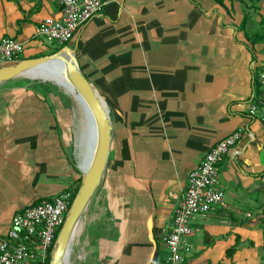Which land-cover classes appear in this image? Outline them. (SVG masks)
I'll return each mask as SVG.
<instances>
[{"label": "crops", "instance_id": "crops-1", "mask_svg": "<svg viewBox=\"0 0 264 264\" xmlns=\"http://www.w3.org/2000/svg\"><path fill=\"white\" fill-rule=\"evenodd\" d=\"M60 16L59 0H0V38L24 44V58L48 55L38 29ZM257 27L264 0H116L77 29L68 45L113 125L88 208L89 264H166L191 171L238 129L217 165L224 203L191 219L183 264H264V122L249 114L264 67V41L247 38ZM64 109L49 92L0 90V238L17 212L83 178Z\"/></svg>", "mask_w": 264, "mask_h": 264}, {"label": "built area", "instance_id": "built-area-1", "mask_svg": "<svg viewBox=\"0 0 264 264\" xmlns=\"http://www.w3.org/2000/svg\"><path fill=\"white\" fill-rule=\"evenodd\" d=\"M112 1L116 0H59L61 16L45 18L39 26L38 35L49 42L69 43L80 26ZM24 51L25 46L20 41L0 38V65L19 61ZM258 79L264 94V67ZM252 100L249 114L258 115L264 122V98L256 100L253 93ZM241 137L242 130L238 129L217 142L191 171L183 197L174 210L173 227L164 238L170 253L166 264L184 263L185 255L191 250L187 238L194 232L191 219L198 215L206 216L214 206L224 203L225 194L220 186L217 165L230 154ZM74 190L69 188L52 199L17 212L7 233L0 238V264H50Z\"/></svg>", "mask_w": 264, "mask_h": 264}, {"label": "water", "instance_id": "water-1", "mask_svg": "<svg viewBox=\"0 0 264 264\" xmlns=\"http://www.w3.org/2000/svg\"><path fill=\"white\" fill-rule=\"evenodd\" d=\"M55 60L64 65L86 119L82 142L85 149L84 164L83 167L80 166L83 172L82 182L58 233L55 251L50 261V264H70L75 231L81 224L87 207L101 185L108 162L113 130L109 109L97 90L83 74L76 51L69 45L63 46L53 54L25 58L10 64L0 65V84L25 77V75L46 74L47 64ZM96 134L97 141L95 142Z\"/></svg>", "mask_w": 264, "mask_h": 264}, {"label": "rangeland", "instance_id": "rangeland-1", "mask_svg": "<svg viewBox=\"0 0 264 264\" xmlns=\"http://www.w3.org/2000/svg\"><path fill=\"white\" fill-rule=\"evenodd\" d=\"M260 29L257 27L256 31ZM42 42L47 50V53L55 51L56 48L61 49V45L56 42H49L43 36ZM4 89H13L14 91L24 92V91H34V92H49L54 95H59L61 98V102L65 106V111L70 118L73 119V127H72V138L74 140V145L76 150H78L79 161L78 165H81L83 162V155L85 154L83 145L81 141L84 139V130H85V114L83 112L82 107L78 104L74 98L68 94L63 88L58 87L57 85L51 82H44L41 80L33 79L31 76L19 77L11 81L4 82L0 84V90ZM73 103V104H72ZM78 104V105H77ZM74 106V109H73ZM77 111V112H76ZM80 116V118H79ZM80 119V120H79ZM84 125V126H83ZM77 152V151H76ZM78 165L76 167L78 168ZM88 208L87 207L80 226V231L74 235L72 242V251L70 256V264H89L87 259L88 253V245H87V225H88ZM59 233V232H58Z\"/></svg>", "mask_w": 264, "mask_h": 264}, {"label": "bare ground", "instance_id": "bare-ground-1", "mask_svg": "<svg viewBox=\"0 0 264 264\" xmlns=\"http://www.w3.org/2000/svg\"><path fill=\"white\" fill-rule=\"evenodd\" d=\"M47 65H48V70H47L46 74H30V75H25V76H31L33 79H40V80H44L47 82H51V83L57 85L58 87L63 88V90L66 91L68 94H70L74 98V100H76L78 102V104L81 106V103H80L79 99L77 98V96L74 92V87L72 85V82L70 81L68 75L66 74V70H65L64 65L61 62H58L57 60L52 61V62L48 63ZM79 118H80V116H79ZM96 141H97V134H96L95 142ZM82 142L83 141H81V144L83 145ZM84 152H85V149H84ZM84 156H85V154L83 155V157ZM83 164L84 163L81 162L80 166L83 167ZM80 226L81 225H78V227L75 231V234L80 231Z\"/></svg>", "mask_w": 264, "mask_h": 264}, {"label": "trees", "instance_id": "trees-1", "mask_svg": "<svg viewBox=\"0 0 264 264\" xmlns=\"http://www.w3.org/2000/svg\"><path fill=\"white\" fill-rule=\"evenodd\" d=\"M75 36V35H74ZM74 36L72 38V40L74 39ZM247 38L248 40L250 41V48L252 49V47L254 45H256L257 43H261L264 41V31H257L256 33L254 34H247ZM65 45H68V42L65 43V44H62L61 46H65ZM60 47V48H62ZM60 49L59 48H56L55 51L51 52L50 54H53V53H56L57 51H59ZM41 56H44V55H39V56H33L31 58H35V57H41ZM22 59H25L24 57H21L20 60ZM260 72V71H259ZM259 72H256L254 73V76H253V90H254V93H255V99H260V98H264V94L263 92L261 91V88H260V82H259V79H258V76H259ZM257 102V101H256ZM81 182H82V179L79 180V182L77 183L76 187H75V190H74V195H73V198H72V201L81 185ZM67 190V189H66ZM65 191V190H64ZM63 191V192H64ZM157 257L155 259L152 260V262L150 264H157Z\"/></svg>", "mask_w": 264, "mask_h": 264}]
</instances>
